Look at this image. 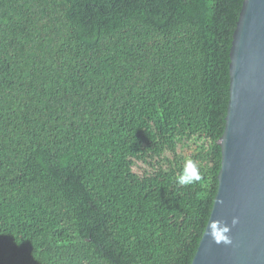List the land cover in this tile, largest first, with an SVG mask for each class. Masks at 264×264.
Wrapping results in <instances>:
<instances>
[{
    "label": "trees",
    "instance_id": "16d2710c",
    "mask_svg": "<svg viewBox=\"0 0 264 264\" xmlns=\"http://www.w3.org/2000/svg\"><path fill=\"white\" fill-rule=\"evenodd\" d=\"M241 4L0 0V264H190Z\"/></svg>",
    "mask_w": 264,
    "mask_h": 264
},
{
    "label": "water",
    "instance_id": "95a60500",
    "mask_svg": "<svg viewBox=\"0 0 264 264\" xmlns=\"http://www.w3.org/2000/svg\"><path fill=\"white\" fill-rule=\"evenodd\" d=\"M228 75L217 189L190 264H264V0H242ZM233 217L231 244L205 234L210 219Z\"/></svg>",
    "mask_w": 264,
    "mask_h": 264
},
{
    "label": "clouds",
    "instance_id": "9594fccd",
    "mask_svg": "<svg viewBox=\"0 0 264 264\" xmlns=\"http://www.w3.org/2000/svg\"><path fill=\"white\" fill-rule=\"evenodd\" d=\"M201 179L200 169L197 163L189 158L184 161L183 168L177 177L176 183L179 186H188L198 182ZM239 222L237 217H233L231 226L222 220H209L206 230L212 242L215 244H231V237L229 235L231 227H235Z\"/></svg>",
    "mask_w": 264,
    "mask_h": 264
}]
</instances>
